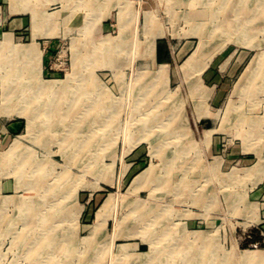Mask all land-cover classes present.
<instances>
[{
    "label": "rangeland",
    "instance_id": "rangeland-1",
    "mask_svg": "<svg viewBox=\"0 0 264 264\" xmlns=\"http://www.w3.org/2000/svg\"><path fill=\"white\" fill-rule=\"evenodd\" d=\"M206 245L264 264V0H0V264Z\"/></svg>",
    "mask_w": 264,
    "mask_h": 264
},
{
    "label": "bare ground",
    "instance_id": "bare-ground-1",
    "mask_svg": "<svg viewBox=\"0 0 264 264\" xmlns=\"http://www.w3.org/2000/svg\"><path fill=\"white\" fill-rule=\"evenodd\" d=\"M27 1V0H26ZM28 7V6H27ZM27 8H25V10H26ZM34 15H35V13H34ZM39 19V18H38ZM36 20V19H35ZM41 20H43V19H40V21ZM44 22V21H43ZM40 23H42V22H40ZM36 29V28H35ZM155 34V33H154ZM6 38H8V37H6ZM158 37H157V35H154V36H152V37H150L149 39H148V46H147V50H149L150 52H152L153 53V55L155 54V52H156V39H157ZM24 51H34V49H33V47L31 46H26V47H24V49H23ZM35 54V53H34ZM200 56H201V54H195V56H193V59H192V63L194 64V65H197L198 64V61L200 60ZM203 56V55H202ZM213 56V55H212ZM36 60H37V64L40 62V57H39V55L38 54H36ZM154 57V56H153ZM211 59V58H210ZM209 62V61H208ZM161 65V64H160ZM166 65H165V63L163 64V65H161V69L159 70V75L161 76V78L163 77H165V75L167 76V69H166ZM158 74V73H157ZM162 78V79H163ZM55 83L56 82H49L45 87H46V89L45 88H42V89H44V90H51V91H55ZM60 83V82H59ZM51 85V86H50ZM54 87V88H53ZM85 91V90H84ZM25 95H26V93H25ZM59 97V96H58ZM81 97V96H80ZM49 105H50V103H49ZM11 106V105H10ZM10 108V107H9ZM16 110V109H15ZM60 111V110H59ZM59 113V112H58ZM3 114V113H2ZM46 115H49L48 114V110H46ZM31 123H32V119H30V127H31ZM17 143L19 142V141H16ZM17 144H15V146H13V151H11V152H13V153H15V149L17 148V146H16ZM11 149V148H10ZM255 167V166H254ZM259 167V166H258ZM254 170V169H253ZM258 173H259V171H258ZM30 203H33V201L32 202H26L25 204H24V209L25 210H27V211H30L31 209H33V207H31L30 205ZM34 204V203H33ZM108 207V202H106L104 205H103V208H102V210H106V208ZM36 212V211H35ZM31 214H33V213H31ZM100 215H103V213H102V211H100V213H99ZM31 216H33V215H31ZM35 216V215H34ZM100 217V216H99ZM33 218V217H32ZM98 228H97V226H96V230H97ZM95 230V231H96ZM30 232H32V231H30ZM25 235H30V234H25ZM91 236V235H90ZM199 237H200V235H198ZM36 237V236H35ZM198 239V238H197ZM32 241H37V239H35L34 238V240H32ZM31 241V242H32ZM36 243V242H35ZM196 246V245H195ZM197 247V246H196ZM180 248H181V246H180ZM210 250V248L206 245V246H203V247H201L200 249H198L197 250V248H195V247H193L191 250H185V251H178L176 254L177 255H179L181 258H180V260H181V262L180 263H178V264H210V261H209V259H210V255L209 254H211V252L209 251ZM179 252H181L180 254H179ZM243 257L246 259V260H248V261H251V260H253L254 258H256V254H255V252H254V250H249V249H247V250H245L244 252H243ZM67 263V261L66 262H63V264H66Z\"/></svg>",
    "mask_w": 264,
    "mask_h": 264
},
{
    "label": "crops",
    "instance_id": "crops-1",
    "mask_svg": "<svg viewBox=\"0 0 264 264\" xmlns=\"http://www.w3.org/2000/svg\"><path fill=\"white\" fill-rule=\"evenodd\" d=\"M162 40V39H160ZM176 54L172 49L168 51L166 46L164 45L163 41H159L156 45V52L154 54V60L156 63H161L162 65L165 63V65H171L175 62ZM259 191H257L258 193ZM259 192L258 194H260Z\"/></svg>",
    "mask_w": 264,
    "mask_h": 264
}]
</instances>
